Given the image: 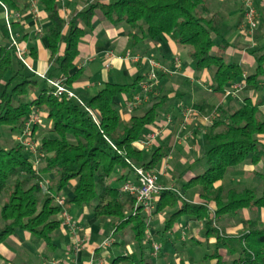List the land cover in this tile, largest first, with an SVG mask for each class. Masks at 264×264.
<instances>
[{
    "label": "trees",
    "instance_id": "16d2710c",
    "mask_svg": "<svg viewBox=\"0 0 264 264\" xmlns=\"http://www.w3.org/2000/svg\"><path fill=\"white\" fill-rule=\"evenodd\" d=\"M29 1L0 0V81L4 82L10 72L0 93V244L16 230L27 231L33 247L43 246V255L47 248L55 247L62 209L85 208L95 219L110 218L116 229L129 226L132 232L136 250L116 255L107 264H148L149 256L144 251L152 255L154 243L145 237L148 215L133 196L113 183L129 180L136 166L150 170L160 162L164 155L160 148L146 161L133 144L157 119L166 96L139 114L126 110L130 116L124 119L117 98L138 91L143 82L139 77L124 84L107 82L86 102L55 96L47 80L63 78L71 90L80 73L74 69L78 44L92 29L97 10L112 25L127 27L129 46L141 56L147 55L150 44L162 35L186 47L195 69L211 75V88L225 93L237 82L256 92L264 90V36L251 51L255 67L245 74L240 64L225 55L229 43L223 33L224 16L210 9V0H84L83 8L68 18L60 15L58 0H36L46 14L48 25L42 37L50 52L49 71L39 77L25 66L11 45L12 38L18 44L20 41L12 30L17 17L9 19V27L3 17L4 9L18 14L27 9ZM241 10L240 23L242 4ZM61 45L64 47L59 53ZM30 54L34 56L33 48ZM143 59L148 62L152 58ZM152 96L149 93L148 99ZM262 104L260 98L253 101L243 97L227 113L201 102L193 104L200 116L214 112L204 134L206 166L185 184L200 202L194 203L176 190L163 189L154 203V212H171L166 229L183 215L203 224L204 237L215 240L203 264L210 260L213 264H264V220L260 216L261 210L264 212V173L254 171L260 176L255 186L223 181L242 163L264 165ZM36 110L41 122L45 119L48 123L37 139L34 137L42 129L40 123L32 125L26 137L35 142L38 157L22 141L25 124ZM7 134L17 135L20 141L11 137L9 142ZM60 193L65 194L63 206L55 201ZM238 225L243 228L227 231ZM0 264H6L1 255Z\"/></svg>",
    "mask_w": 264,
    "mask_h": 264
},
{
    "label": "crops",
    "instance_id": "0c3cea01",
    "mask_svg": "<svg viewBox=\"0 0 264 264\" xmlns=\"http://www.w3.org/2000/svg\"><path fill=\"white\" fill-rule=\"evenodd\" d=\"M34 2L36 12L32 11ZM100 2L109 3L110 0H101ZM58 3L60 15L64 18H68L74 11L81 10L84 6V0H58ZM255 5L258 9L259 20H264V0H255ZM209 7L212 11H220L224 16L223 33L229 43L225 55L230 60L240 64L244 68L245 74L251 73L255 67V60L251 51L262 41L264 25L261 26L258 22L252 33L241 31L238 28L242 19L239 0H210ZM19 12L15 25L11 26L12 30L15 37L20 40L19 46L26 62L25 66L35 75L42 77L49 71L50 67L48 62L50 52L46 48L42 37L44 29L48 25L46 14L39 8L36 0H30L27 9ZM8 14L10 15L9 19L14 17L13 14ZM126 31L127 27L124 24L112 25L100 10L96 11L92 20V29L81 38L78 44L79 53L75 60L74 69L79 70L80 73L78 78L71 84V91L76 98L86 102L107 82L124 84L131 82L136 77H139L141 81L145 80L150 66L148 62L144 61V57L152 58L158 62L164 70H157L158 79L152 92L153 96L130 111L134 113L143 111L145 105L160 100L158 98L160 96H166L164 103L159 107L157 119L145 127L141 138L153 131H157V135L149 147L141 146L139 141H136L133 145L141 150L146 161L149 160L152 151L160 148L164 155L158 165L153 168L157 173L158 183L163 189L176 190L186 199L198 203L200 199L197 194L192 192L191 187L185 186V184L204 167L202 164L199 166L198 164L204 161L203 154L206 149L204 134L213 122V116L209 119L199 117L185 124L182 120L183 109L201 102L209 107L219 108L222 113H227L238 106L243 97H250L253 101L256 98L263 100L260 110L264 114V90L256 92L245 86L235 95L224 91H214L211 88V75L205 70L197 71L195 69L186 47L178 46L167 35H162L158 37L155 44H150L147 55H142V57L141 52L129 46ZM63 47V45L59 47V53L63 51ZM31 48L34 49V56L30 54ZM127 55H138L140 58L134 61L126 58ZM106 64L107 66H105ZM3 83V81H0V84ZM32 96L33 93H31ZM127 99L129 97L126 94H121L117 98L124 119L130 116V113L126 112L125 101ZM208 113L207 115H209ZM256 166L261 167L262 163L259 162L256 165L242 163L235 171L255 170ZM128 179H134L132 173ZM223 181H225V178ZM67 191L69 190L67 189ZM211 206L213 207L212 204ZM84 210L85 208H70L68 210L78 226L77 236L73 234L74 232L70 230L67 224L64 225L63 223L60 229L56 231L57 234H55L53 240L55 247H58L59 244L67 251L71 264H88L93 256L103 257L106 254L99 249L98 242L95 241V236L103 234L104 229L102 226L98 227L91 224L90 221L88 225ZM144 212L157 226L164 220L162 214L165 211L154 212V206L151 211ZM260 216L264 220L262 210ZM84 220L85 223L83 224ZM180 223L185 225L183 229H181ZM171 228L172 232L170 230V232H161L148 224L145 234L146 239L149 243L150 241L160 243V251L150 264H203L204 256L213 249L215 241L212 237H204L203 224L192 216L183 215L177 218ZM242 228V225H238L227 228V231L234 232ZM19 231L16 230L10 235L8 237L9 241L0 244V255L6 261V264H14L13 260L16 256L15 252L7 245V242L22 246L24 243H29L33 247L30 243L29 233L23 230ZM92 232L96 234L93 239L91 237ZM174 232L180 233L178 239L184 245L182 248L175 247V242L171 239ZM75 237L81 238L84 245L83 249L78 252L74 251ZM124 237H130V233H126ZM130 239L132 245L128 249H124L122 254L136 250L132 236ZM187 241L195 243V247L191 248L185 245ZM163 242L169 245L171 255L163 249ZM120 245L119 242L113 240L110 247L116 249ZM196 247L198 248L193 250ZM42 250V245L28 249L30 254L27 257L30 258L32 263H36L40 258L39 255H42ZM145 251L147 255L151 256L149 250ZM194 256L196 257L195 260H193ZM47 259L48 257H41V264H45ZM213 263L214 260L209 261V264Z\"/></svg>",
    "mask_w": 264,
    "mask_h": 264
},
{
    "label": "built area",
    "instance_id": "2783aa9c",
    "mask_svg": "<svg viewBox=\"0 0 264 264\" xmlns=\"http://www.w3.org/2000/svg\"><path fill=\"white\" fill-rule=\"evenodd\" d=\"M243 7V20L239 24V29L243 32H251L256 26L258 22V13L255 7V0H239ZM33 9L32 11L36 12L35 8V2L33 3ZM9 14L6 9H4V19L9 27ZM15 17H18V14H14ZM11 45L14 46L15 52L19 59L26 65L25 59L23 58L22 49L20 48L19 44L15 39L12 38ZM126 58L132 59L134 61L139 60L140 56L134 55L129 56L127 55ZM148 63L150 65V70L147 74V77L143 82H141L139 86V90L133 93L129 99L125 101L126 110H133L136 108L139 104H141L143 101L147 100L149 93L154 91L156 82H157V70H164V68L156 62L154 59H148ZM107 66V64L105 65ZM44 77V76H42ZM47 82L53 87L54 89V95L57 97L65 96L67 98H76L75 94L69 90L65 86V82L63 78H56V79H48ZM244 87V84L242 82H237L232 84L231 89L227 91L228 94H237L239 91H241ZM214 112L211 113L210 116H200L196 109L192 107H185L182 111V120L183 123H190L193 120L203 117L204 119H209L212 117ZM41 122V118L39 116V111H34L28 121L25 124V131L23 133V142L26 146H28L29 150L35 154V156H40L39 153H37L36 150V144L27 139L26 137L29 135V132L32 128V125L38 124ZM157 135V131H153L149 133L144 138H141L139 140L141 146L148 147L150 146ZM133 180H127L123 182L120 189L124 193H127L135 198L136 204L141 206L144 211H151V209L154 206L155 198L159 194L161 190H163V187L158 183V176L155 172L144 169L140 166L134 167L133 170ZM56 202L58 205L63 206L64 200L62 197H56ZM60 216H62L63 223L67 225H71L72 230L74 232V235H76V230L78 229V226L74 220H71V217L69 216L67 210L65 208L62 209ZM104 246L108 245V242L103 243ZM81 247V243L79 239L74 242V251H78ZM152 255L155 256L159 250H160V244L154 242L152 243ZM50 264H63L57 261H51ZM88 264H106L103 257H94L88 261Z\"/></svg>",
    "mask_w": 264,
    "mask_h": 264
},
{
    "label": "rangeland",
    "instance_id": "374dc122",
    "mask_svg": "<svg viewBox=\"0 0 264 264\" xmlns=\"http://www.w3.org/2000/svg\"><path fill=\"white\" fill-rule=\"evenodd\" d=\"M110 1H113V0H110ZM14 15V14H13ZM261 16H262V12H261ZM260 16V17H261ZM264 16V15H263ZM258 22L261 24V26L262 25H264V20H259V15H258ZM258 22H257V25H258ZM257 27V26H256ZM256 27L251 31V32H247V33H252L255 29H256ZM239 28V27H238ZM232 61H234V60H232ZM149 64V63H148ZM150 66V65H149ZM150 70V69H149ZM149 72V71H148ZM148 74V73H147ZM10 76V72L9 73H7L6 74V76H5V78H4V82H7V80H8V77ZM3 88H4V83L3 84H0V93H1V91L3 90ZM161 97V96H160ZM160 97H158V98H160ZM150 104H147L145 107H148ZM215 108V107H214ZM142 111H137L136 113L137 114H139V113H141ZM213 112V111H212ZM212 112H210V113H208L209 115H207V113H205L204 115H202V116H210L211 115V113ZM214 117V116H213ZM40 124H41V126H42V129H38L37 130V133H36V135H35V137H34V139H37L39 136L38 135H40L44 130H45V128H46V126H48V123H47V120L45 121V119H42V122H40ZM143 133H144V131H143ZM11 137L12 138H14L15 140H19V137L17 136V135H13V134H7L6 135V138H7V140L10 142V140H11ZM20 141V140H19ZM0 142H1V140H0ZM34 142V141H33ZM2 143H3V140H2ZM35 143V142H34ZM149 147V146H148ZM206 148V147H205ZM202 162V163H201ZM201 162H199V164H198V166L199 165H201L202 164V166H204L203 167V169L205 168V160L204 161H201ZM238 168V167H237ZM255 168V167H254ZM203 169L202 170H199L200 172L201 171H203ZM151 171H153V172H155L153 169H150ZM235 170H237V169H234V170H231V171H229L228 173H227V175L225 176V181L228 179L229 181H235V180H237L239 183H247V184H251V185H257V183L260 181V176L259 175H255L254 173V171H256V172H263L264 173V165H262L261 167L260 166H256V168H255V170H250V171H248V170H239L238 172L237 171H235ZM156 173V172H155ZM157 174V173H156ZM227 180V181H228ZM122 185L123 184V182H114L113 183V185ZM118 185V186H119ZM65 196V194L64 193H60V195H59V197H64ZM55 201H56V199H55ZM57 203V202H56ZM85 212H86V215H85V219L86 220H88V221H86V223L89 225V221H90V223L91 224H93V225H96V226H102L103 227V229H104V231H103V234H101V235H97V236H95L96 234L94 233V232H92V234H91V237H92V239L94 238L93 236H95V241H97L98 242V247H99V249L102 251V252H104V253H106L105 254V256H103V259L105 260V262H110V260H111V258L112 257H114V256H116V255H120V254H122L123 252H124V249H128V247L129 246H131L132 245V243H131V239H130V237L132 236V232H131V230H130V227L129 226H125V227H123V228H115L114 227V224H113V221L112 220H110V218H105V219H95L94 217H93V213H92V211L90 210V209H85L84 210ZM68 212V211H67ZM68 214H69V212H68ZM163 215V221H161V223H159V225L157 226L155 223H154V221L153 220H151L149 217H148V219H147V223L148 224H150L153 228L155 227V228H157V230H160L161 232L163 231V232H166V231H173L172 230V226L170 227V228H168V229H166V221H167V219H169V217H170V215H171V212L169 211V210H166L165 212H164V214H162ZM69 216L71 217V215L69 214ZM62 216H60V218H61ZM71 220H74L72 217H71ZM61 221H62V224H63V220H62V218H61ZM85 223V220H84V222H83V224ZM64 225H65V223H64ZM180 227H181V229H183L184 228V224H181L180 223ZM67 226H69V228H70V230H72V227H71V225H67ZM19 231V230H18ZM73 231V230H72ZM77 231V230H76ZM169 231V232H170ZM19 232H21V231H19ZM234 232H236V231H234ZM126 233H130V237H124L125 236V234ZM55 234H57V233H55ZM74 234V233H73ZM123 234H124V236H123ZM179 235H180V233L179 232H174V234L171 236V239L172 240H174V242H175V247L176 248H182L184 245H183V243H181L180 241H179ZM76 239L78 240L79 239V241H80V243H81V247H80V249L78 250V251H80L81 249H83V247H84V245H83V242H82V240H81V238H78V237H75V240L74 241H76ZM88 239V238H87ZM113 240H115V241H117V242H119L121 245H120V247L118 248H116V249H113V247H110V245H111V242L113 241ZM7 241H9V239L7 240ZM108 242V245H106V246H104L103 245V243L104 242ZM194 244L195 243H190V242H186V244L185 245H187L188 247H195L194 246ZM7 245L11 248V250H13L14 252H15V254H16V256H15V258H14V260H13V262L14 263H16V264H41V257H43L44 255H46V257H48V259H47V261H46V263L45 264H50V262L51 261H57V262H60V263H63V264H71V262H70V260H69V257H68V253H66L67 251L63 248V247H61L59 244L57 245L58 247H55V248H53L52 250L51 249H49V248H47L45 251H44V253H43V255H39L40 256V258L37 260V262L35 263H32L31 262V260H30V258L29 257H27V256H29V254H30V251H28V249H33L34 247H31L30 246V244L29 243H24L23 244V246L22 245H15L14 243H10V242H7ZM135 247H136V245H135ZM198 247H196V248H194L193 250H196ZM163 249L166 251V252H168V254L169 255H171L172 254V252H171V250H170V248H169V245H167L166 244V242H163ZM77 251V252H78ZM37 252V251H36ZM146 252V251H145ZM202 252H203V250H202ZM146 254V253H145ZM145 254H144V258H146L145 257ZM185 255V254H184ZM148 256H150V255H148ZM196 256V255H195ZM193 257V260H195L196 259V257ZM95 257V256H94ZM154 259H155V257H153L152 255L150 256V258L149 257H147V263L148 264H150V262H153L154 261ZM30 261V262H29Z\"/></svg>",
    "mask_w": 264,
    "mask_h": 264
}]
</instances>
